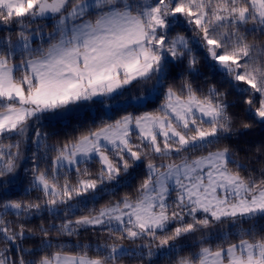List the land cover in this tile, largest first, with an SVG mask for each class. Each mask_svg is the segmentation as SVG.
<instances>
[{"label":"snow or ice","instance_id":"1","mask_svg":"<svg viewBox=\"0 0 264 264\" xmlns=\"http://www.w3.org/2000/svg\"><path fill=\"white\" fill-rule=\"evenodd\" d=\"M0 264H264V0H0Z\"/></svg>","mask_w":264,"mask_h":264},{"label":"trees","instance_id":"2","mask_svg":"<svg viewBox=\"0 0 264 264\" xmlns=\"http://www.w3.org/2000/svg\"><path fill=\"white\" fill-rule=\"evenodd\" d=\"M203 70V69H202ZM45 130H49V129H45ZM87 236H88V233H84L83 234V236H82V240H84L85 242H86V239H87ZM72 240H73V242H75V238H72ZM95 241L93 240V243H94Z\"/></svg>","mask_w":264,"mask_h":264}]
</instances>
